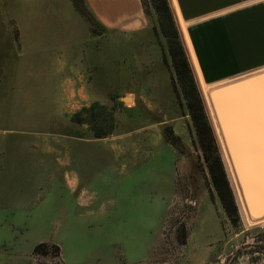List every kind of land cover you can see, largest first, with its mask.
<instances>
[{
    "label": "rangeland",
    "instance_id": "obj_1",
    "mask_svg": "<svg viewBox=\"0 0 264 264\" xmlns=\"http://www.w3.org/2000/svg\"><path fill=\"white\" fill-rule=\"evenodd\" d=\"M144 6L127 32L83 0H0V264H264V218L241 212ZM95 102L107 137L72 120Z\"/></svg>",
    "mask_w": 264,
    "mask_h": 264
},
{
    "label": "crops",
    "instance_id": "obj_2",
    "mask_svg": "<svg viewBox=\"0 0 264 264\" xmlns=\"http://www.w3.org/2000/svg\"><path fill=\"white\" fill-rule=\"evenodd\" d=\"M86 2L106 29L137 32L149 25L143 0ZM177 3L194 63L205 84L201 88L209 96L210 115L219 134L206 80L229 79L239 73L264 69V0H177ZM226 162L230 174L235 176L228 158Z\"/></svg>",
    "mask_w": 264,
    "mask_h": 264
},
{
    "label": "water",
    "instance_id": "obj_3",
    "mask_svg": "<svg viewBox=\"0 0 264 264\" xmlns=\"http://www.w3.org/2000/svg\"><path fill=\"white\" fill-rule=\"evenodd\" d=\"M170 2L201 90L187 28L177 0ZM128 98L124 100H132ZM203 98L208 109L204 95ZM209 102L218 121L224 157L228 158L237 179L239 194L236 187L235 190L240 210L251 218H264V71L215 83Z\"/></svg>",
    "mask_w": 264,
    "mask_h": 264
},
{
    "label": "trees",
    "instance_id": "obj_4",
    "mask_svg": "<svg viewBox=\"0 0 264 264\" xmlns=\"http://www.w3.org/2000/svg\"><path fill=\"white\" fill-rule=\"evenodd\" d=\"M83 1L86 2V0ZM143 2H145V0H143ZM147 2L151 4L156 15L157 26L154 27L155 33L157 35H163L169 40L168 51L175 73V79H173L175 90L180 97L182 96L186 100L187 106L199 129L200 139L202 140V129H204L207 124L209 125L206 117L204 99L191 61H189V55L187 54L184 41L181 38L170 0H147ZM96 109L103 111L106 109V106L95 102L76 112L72 116V120L77 123L90 124V129L93 132V135L97 138L107 137L112 134L115 129V122H113L115 119L112 117V123L107 126V120L103 119V121H101L102 113L100 111L96 112ZM203 147L205 148V146ZM231 204L230 207L228 204L225 205L228 216L230 218H233L235 215L236 217H239V212L233 199Z\"/></svg>",
    "mask_w": 264,
    "mask_h": 264
},
{
    "label": "bare ground",
    "instance_id": "obj_5",
    "mask_svg": "<svg viewBox=\"0 0 264 264\" xmlns=\"http://www.w3.org/2000/svg\"><path fill=\"white\" fill-rule=\"evenodd\" d=\"M190 42V41H189ZM192 53H193V50H192ZM194 56V55H193ZM195 57V56H194ZM196 59V58H195ZM195 69H196V71H197V73H198V78H199V81H200V83L202 84V85H205L204 83H203V79H202V75H201V73H200V70H198L199 69V67L195 64ZM207 85V84H206ZM206 91V90H205ZM207 94V93H206ZM209 97V96H208ZM210 99V98H209ZM215 114V113H214ZM214 116V115H213ZM217 124H218V122H217ZM221 133V132H220ZM219 133V134H220ZM232 178H233V180H234V183H235V186H236V189L239 191V189H238V185H237V181H236V176H232ZM244 215V214H243ZM249 216V215H248ZM250 219V218H249ZM252 220V219H251ZM251 220H249V222L251 221ZM253 221V220H252ZM251 221V222H252Z\"/></svg>",
    "mask_w": 264,
    "mask_h": 264
}]
</instances>
